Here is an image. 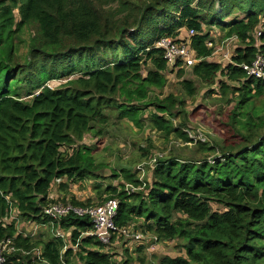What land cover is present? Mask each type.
Masks as SVG:
<instances>
[{"label":"trees","instance_id":"trees-1","mask_svg":"<svg viewBox=\"0 0 264 264\" xmlns=\"http://www.w3.org/2000/svg\"><path fill=\"white\" fill-rule=\"evenodd\" d=\"M193 1L0 0V242L10 239L7 249L15 248L4 264L148 261L89 235L88 215L45 214L53 203L91 205L68 194L86 179H93L98 204L118 200L115 224L141 233L138 252L144 235L178 242L181 254L162 255L156 264H264V79L241 67L264 57V0ZM235 8L241 17L232 15ZM214 27L237 42L228 62L209 59ZM188 30L198 59L193 79L179 81L183 95L155 94L168 69L156 41L179 40ZM58 79L65 81L47 84ZM199 87L223 118L217 127L224 136L213 142L194 141L185 129L186 101ZM107 109L140 130L191 143L201 158L169 153L150 164L147 136L142 156L150 159V180L123 166L102 173L97 147L84 139L100 133ZM36 225L46 232L31 236Z\"/></svg>","mask_w":264,"mask_h":264},{"label":"rangeland","instance_id":"rangeland-1","mask_svg":"<svg viewBox=\"0 0 264 264\" xmlns=\"http://www.w3.org/2000/svg\"><path fill=\"white\" fill-rule=\"evenodd\" d=\"M196 1L197 0H194L192 4H194ZM215 7L217 11L220 10L218 2H215ZM232 15L241 17L242 12L238 11L235 8L232 10ZM232 15L227 18H231ZM161 26L162 24H160V27ZM203 27L205 28V30L208 29L207 26ZM209 34V40L211 41V43H208V45L213 48V54L209 59L221 63L228 62L230 60L231 54L233 53L234 47L237 45L236 40H225L224 38H222V36H224V32L215 27L210 29ZM180 36L185 37L186 33H182ZM166 37L173 38L172 36ZM109 58L110 57H108V59ZM170 69L168 67L167 71L165 72L167 80L166 86L161 91L155 90V94L161 93L160 95L162 97L166 96L169 93L183 95L184 93L179 84V81L183 78L193 79L191 68L183 67L184 74L182 78L177 77L176 69L172 71ZM79 74V72H76L69 76V78L76 77ZM65 79L51 80L47 84L50 87H54L59 83L64 82ZM194 80L196 86H198L197 79ZM216 86L217 85H215L214 88ZM205 91L206 87H199L196 95L193 98L187 99L186 108L190 113L189 120L192 131L188 128L185 129L190 135L194 137L202 136L205 140H207L208 138L213 142V138L224 136L223 132H225V129L217 127V125H221V123L219 124V122L223 118L222 115L217 114V107L213 105V101L206 99L204 93ZM107 112L109 114V121L101 126V131H99L100 133L98 135H94L93 132H91L90 134L88 133L86 134L84 139V142L97 147L95 151V157L98 162L104 165L103 169H101L102 173L104 172L109 175L111 169L114 168L115 170H118L120 166H123L136 171L140 179L145 178L146 180L147 178L150 180L151 177L148 172L150 168L149 161L151 159L150 164H152L154 162L153 157L155 156L160 157L169 153L178 154L181 157L190 159H197L201 158L202 156L194 152V147L191 143L183 142L180 139L174 138L173 136L164 138L162 134L157 131H149L148 129L140 130L126 118L117 119L116 111L110 112V110L107 109ZM175 122L178 121L175 120ZM96 129H99V127ZM147 136L150 137L149 140L154 145V147H151L149 149V156H152V158L150 159L143 158L142 156L143 148H145L147 145ZM193 140L195 141L196 139ZM121 181L122 180L120 179L103 180L104 184H117ZM92 184L93 179H86L83 183L73 184L70 187L68 194H73L74 197L79 201L90 200L91 205L87 207L94 206L99 203L100 198L97 197L98 193L92 187ZM56 192L57 191L55 190V195L63 194L62 192L61 194ZM32 230H34V233H31V236H35L36 234H38L37 231L46 232L45 227H39V225H36V227L32 228ZM132 233L138 234L137 232ZM63 234L66 233L63 232ZM144 238H146L143 242L144 249L141 252L137 251V247L139 246V244L136 243L135 237L119 234L114 235L112 241L108 245V248H113V250L117 251L118 253H121L123 249H128V252H130L134 258L138 256H145L148 261H146L144 264H156L159 257L165 254H181V250H179L177 241L155 243L150 236L144 235ZM134 264H138L137 261H135Z\"/></svg>","mask_w":264,"mask_h":264},{"label":"built area","instance_id":"built-area-1","mask_svg":"<svg viewBox=\"0 0 264 264\" xmlns=\"http://www.w3.org/2000/svg\"><path fill=\"white\" fill-rule=\"evenodd\" d=\"M193 33V30H188L186 36L181 37L179 40L162 36L156 41L155 46L161 48L164 51V58L167 60V65L169 68H173L174 70L177 69V62H179L180 64L179 67L190 68L198 61L194 50L191 48V36L193 35ZM208 43L210 44L211 41H208L207 45ZM241 67L248 76L264 79L263 56L257 55L250 64L244 63L241 65ZM186 132L188 131L186 130ZM189 136L192 139L205 140L202 136L194 137L190 134ZM117 207L118 200L116 198H109L100 204H96L90 207L77 208L73 207L70 204L53 203L48 205L44 211L45 214L53 220L59 218L64 214H67L69 211H74L79 215H88L94 226L92 231H90L88 234L95 236L104 244H110L115 234L131 236L135 237V239L141 237V233L139 231L131 229V227L118 228L116 226L114 218L116 216ZM132 232H137L138 234H134ZM56 235L62 236L63 233L57 230ZM10 242V239H6L0 242V264L5 263V252L15 249L12 246L7 249V245L11 244Z\"/></svg>","mask_w":264,"mask_h":264},{"label":"crops","instance_id":"crops-1","mask_svg":"<svg viewBox=\"0 0 264 264\" xmlns=\"http://www.w3.org/2000/svg\"><path fill=\"white\" fill-rule=\"evenodd\" d=\"M31 229V228H30ZM32 233H34V230H32Z\"/></svg>","mask_w":264,"mask_h":264}]
</instances>
